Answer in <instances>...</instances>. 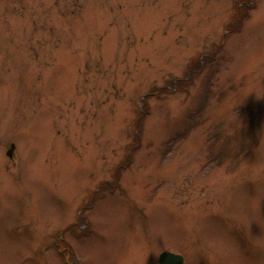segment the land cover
<instances>
[{"label": "rangeland", "instance_id": "374dc122", "mask_svg": "<svg viewBox=\"0 0 264 264\" xmlns=\"http://www.w3.org/2000/svg\"><path fill=\"white\" fill-rule=\"evenodd\" d=\"M166 250L264 264V0H0V264Z\"/></svg>", "mask_w": 264, "mask_h": 264}, {"label": "water", "instance_id": "95a60500", "mask_svg": "<svg viewBox=\"0 0 264 264\" xmlns=\"http://www.w3.org/2000/svg\"><path fill=\"white\" fill-rule=\"evenodd\" d=\"M15 146L12 145V148L9 150V155H12V152L14 150ZM182 256L178 254H174L171 252H164L161 255L160 263L161 264H182Z\"/></svg>", "mask_w": 264, "mask_h": 264}, {"label": "flooded vegetation", "instance_id": "af4514ba", "mask_svg": "<svg viewBox=\"0 0 264 264\" xmlns=\"http://www.w3.org/2000/svg\"><path fill=\"white\" fill-rule=\"evenodd\" d=\"M185 259H186V258H185V255H184V264H185Z\"/></svg>", "mask_w": 264, "mask_h": 264}]
</instances>
